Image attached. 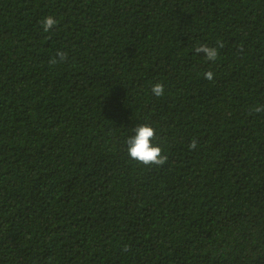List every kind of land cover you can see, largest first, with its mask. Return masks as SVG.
<instances>
[{"label": "trees", "instance_id": "16d2710c", "mask_svg": "<svg viewBox=\"0 0 264 264\" xmlns=\"http://www.w3.org/2000/svg\"><path fill=\"white\" fill-rule=\"evenodd\" d=\"M256 106L264 0H0V264H264Z\"/></svg>", "mask_w": 264, "mask_h": 264}, {"label": "clouds", "instance_id": "9594fccd", "mask_svg": "<svg viewBox=\"0 0 264 264\" xmlns=\"http://www.w3.org/2000/svg\"><path fill=\"white\" fill-rule=\"evenodd\" d=\"M57 20L55 17L48 15L45 16L41 21V26L44 31L50 30ZM196 53H203L204 56L209 60H215L218 55V49L216 46H209L206 44H200L194 47ZM56 56L60 60H63L65 53L57 52ZM53 63L57 62L55 58L52 60ZM205 78L212 79L213 73L206 71L204 73ZM151 92L154 96H161L164 94V85L160 82H155L151 86ZM256 112L264 111V106H256ZM154 128L149 123H139L132 130L131 133L126 137L125 146L127 154L132 158L144 164H160L164 161L165 157L161 154V148L158 144L153 142ZM194 142L190 147H194Z\"/></svg>", "mask_w": 264, "mask_h": 264}]
</instances>
